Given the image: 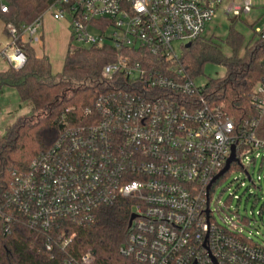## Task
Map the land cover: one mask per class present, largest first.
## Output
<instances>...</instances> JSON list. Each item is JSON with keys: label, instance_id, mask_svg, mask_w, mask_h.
Listing matches in <instances>:
<instances>
[{"label": "built area", "instance_id": "2783aa9c", "mask_svg": "<svg viewBox=\"0 0 264 264\" xmlns=\"http://www.w3.org/2000/svg\"><path fill=\"white\" fill-rule=\"evenodd\" d=\"M225 1L139 0L143 12L137 11V0H57L51 5L46 12L52 10L55 19L69 17L78 45L111 44L117 55L102 69L103 90L93 106L85 108L82 119L65 121L53 147L16 175L5 196L7 209L0 212L4 221L22 219L43 232L62 219L87 225L99 207L126 198L133 201L135 215L119 248L127 258L141 264H264V244L235 223L212 221L211 208L206 214L212 181L233 145L238 161L232 164H242V157L251 161L249 154L253 160L264 157V139L257 135L264 116V75L251 94L257 116L238 124L208 84L187 73L173 46L181 41L187 49L218 8L239 18L258 4ZM0 5L6 12L5 0ZM45 13L20 27L7 25L10 40L0 56L11 66L16 68L11 55H23L25 65L18 41H40ZM255 33L264 34V27ZM132 182L138 188L124 194ZM72 240L61 235L55 246L64 251ZM95 260L89 251L80 257L68 254L62 264Z\"/></svg>", "mask_w": 264, "mask_h": 264}, {"label": "trees", "instance_id": "16d2710c", "mask_svg": "<svg viewBox=\"0 0 264 264\" xmlns=\"http://www.w3.org/2000/svg\"><path fill=\"white\" fill-rule=\"evenodd\" d=\"M57 0H5L7 11L0 5V19L7 25L31 23L44 14ZM71 42L62 73L56 78L46 56H38L30 42L19 39L27 61L17 69L9 66L0 72V90H17L22 102L30 103L29 113L19 117L0 136V212L6 210V195L15 184L16 175L25 173L32 161L53 147L64 128L65 121L84 116L102 92L100 85L103 67L114 61L117 51L111 44L73 46ZM232 50L226 55L213 37H198L184 50L180 62L192 77L201 74L206 62L224 65L221 78L207 82L214 99L222 104L238 124L251 120L257 112L251 103L252 89L264 75V34L245 43L244 36L230 28L224 41ZM257 135L264 139V116ZM243 168L234 163L212 185L210 200L216 185L225 180L232 169ZM133 201L119 198L95 212L92 224L79 225L62 219L49 232L32 230L25 220L4 221L0 216V264H62L68 254L80 257L86 252L95 256V264H141L119 253L126 243ZM211 220L214 221L213 216ZM72 236L64 251L55 245L60 236ZM52 245V249H48Z\"/></svg>", "mask_w": 264, "mask_h": 264}, {"label": "rangeland", "instance_id": "374dc122", "mask_svg": "<svg viewBox=\"0 0 264 264\" xmlns=\"http://www.w3.org/2000/svg\"><path fill=\"white\" fill-rule=\"evenodd\" d=\"M228 2L229 0L225 1L224 5H227ZM69 21L68 16L64 20L55 19L53 11L49 10L44 15L45 40L44 42L42 40L33 42L37 54L46 56L49 59L52 74L56 78H59L62 73L64 60L71 42ZM232 26L244 36L245 43L251 41L253 36L257 38L259 35L255 33L256 29L264 27V0H258V4L255 5L252 12L243 14L239 18L227 16L224 8H218L213 20L207 24L202 35L206 38L213 37L221 45L223 52L230 56L232 50L224 41ZM42 30L41 28L38 35L41 34ZM110 32L108 31V33ZM92 33L98 34L97 31H92ZM7 40H10V38L4 32V22L0 19V50L1 45ZM184 44L181 41L173 43L175 51L179 55H182L185 50L183 48ZM72 45H77V42L73 41ZM9 65L5 59L0 57V69ZM225 72L224 65L210 61L206 62L201 74L196 77V82L205 84L211 78L223 77ZM9 90L15 92V98L14 100L11 99L13 101L11 104L16 105L18 102H22L18 99L16 89L10 88ZM25 104L30 106V103L26 102ZM249 156L250 159L252 158L251 161L243 157L241 159L245 168L232 169L230 175L216 185L213 190L210 208L214 221L218 224L235 223L247 237L264 244V157L260 156L253 160V154H249ZM248 173L251 179H249ZM258 176H261V180H258Z\"/></svg>", "mask_w": 264, "mask_h": 264}, {"label": "crops", "instance_id": "0c3cea01", "mask_svg": "<svg viewBox=\"0 0 264 264\" xmlns=\"http://www.w3.org/2000/svg\"><path fill=\"white\" fill-rule=\"evenodd\" d=\"M42 29L43 30L39 36H40V41L42 40L44 42L45 35H46L45 34V23H43ZM4 32L7 34V32L5 30H4ZM8 42H9V40L4 42L3 45H1L2 48ZM69 45H70V43H69ZM33 47H34V45H33ZM36 54H37V52H36ZM37 55L40 56L39 54H37ZM0 57H2V56H0ZM3 59H5V58H3ZM8 67H4V68L0 69V72L5 71L6 69H8ZM10 88L11 87H5L2 90H0V97H1L0 99H2L0 101V136H2L5 133L6 129L10 125H12L19 117L29 113L30 108H31L30 106H27V104H25L24 102H18L16 105L11 104V102H13V101H11V99L14 100V98H15V92H14V90H9ZM18 97H19V95H18ZM18 99H20V97ZM2 105H3V107L1 108Z\"/></svg>", "mask_w": 264, "mask_h": 264}, {"label": "clouds", "instance_id": "9594fccd", "mask_svg": "<svg viewBox=\"0 0 264 264\" xmlns=\"http://www.w3.org/2000/svg\"><path fill=\"white\" fill-rule=\"evenodd\" d=\"M137 11L143 12L144 11V7L143 5L140 4L139 0H137V3L135 5ZM10 59L15 63V66L17 69H19L20 67H22L24 61H25V57L23 55L20 56H15V55H11ZM138 188V185L136 182H132L130 185H126L123 189L122 192L124 194H128L130 191L134 190Z\"/></svg>", "mask_w": 264, "mask_h": 264}, {"label": "water", "instance_id": "95a60500", "mask_svg": "<svg viewBox=\"0 0 264 264\" xmlns=\"http://www.w3.org/2000/svg\"><path fill=\"white\" fill-rule=\"evenodd\" d=\"M190 46L191 45L189 44L187 47H190ZM236 161H238V158L236 157V148H235V145H233L231 156L228 158L225 167L214 177L212 183L215 182L216 180H218L221 176H223L230 169L231 164L233 162H236ZM248 177H249V179H251V176L250 175ZM210 186H209V188H210ZM206 214L208 216L210 215V207H209V204H208V207L206 209ZM134 217H135V215L132 214L131 217H130L129 225L131 224V222L134 219Z\"/></svg>", "mask_w": 264, "mask_h": 264}]
</instances>
